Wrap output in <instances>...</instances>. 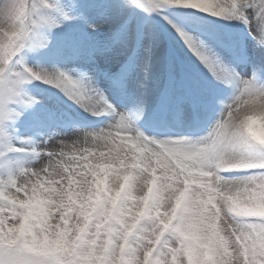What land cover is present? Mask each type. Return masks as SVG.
Here are the masks:
<instances>
[{
  "label": "snow or ice",
  "instance_id": "obj_1",
  "mask_svg": "<svg viewBox=\"0 0 264 264\" xmlns=\"http://www.w3.org/2000/svg\"><path fill=\"white\" fill-rule=\"evenodd\" d=\"M0 264H264V0H0Z\"/></svg>",
  "mask_w": 264,
  "mask_h": 264
},
{
  "label": "rangeland",
  "instance_id": "obj_2",
  "mask_svg": "<svg viewBox=\"0 0 264 264\" xmlns=\"http://www.w3.org/2000/svg\"><path fill=\"white\" fill-rule=\"evenodd\" d=\"M97 2L103 3V2H105V0H97ZM63 27H64V25H63ZM102 27H103V31L106 33L107 30H108V28L111 27V25L110 24H106V25H103ZM159 55H160V53L158 52L156 54V56H154L153 63H152V67L150 69V72H151V75H152V77L154 79H160V80H162V78H163V70H162V67H161L158 59H157V57ZM115 65H116V59L114 58L113 61L110 64H106V65L105 64H102V67L110 68V69H115ZM42 66L49 67V66H51V63L49 64V63L45 62V63H43ZM55 66H59V65H55ZM73 108H75V106H73ZM75 110L76 111H80L79 109H75ZM83 115L84 116H87L88 114L87 113H84ZM165 118L166 119H169V121H168L169 123H171V122L174 121V120H172L173 118H171V117H165ZM93 119H96V118H93ZM15 135L17 137L24 136L25 135L24 130L23 129L17 130L15 132Z\"/></svg>",
  "mask_w": 264,
  "mask_h": 264
}]
</instances>
